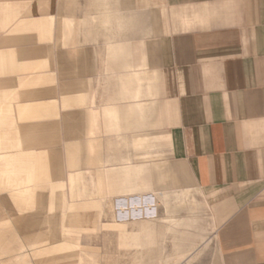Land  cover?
Listing matches in <instances>:
<instances>
[{"label": "crops", "instance_id": "1", "mask_svg": "<svg viewBox=\"0 0 264 264\" xmlns=\"http://www.w3.org/2000/svg\"><path fill=\"white\" fill-rule=\"evenodd\" d=\"M79 181L163 201L101 222L123 246L181 260L210 229L220 264H264V0H0V222ZM23 237L0 226V264H37Z\"/></svg>", "mask_w": 264, "mask_h": 264}, {"label": "rangeland", "instance_id": "2", "mask_svg": "<svg viewBox=\"0 0 264 264\" xmlns=\"http://www.w3.org/2000/svg\"><path fill=\"white\" fill-rule=\"evenodd\" d=\"M86 185L84 181H79L74 189L64 188L57 197L50 199L49 196L48 205L15 207L17 211L19 210L18 212L7 207L8 215L11 217H5L8 221L0 222V226L22 233L24 241L34 252L31 258L28 257L29 255L26 256L28 262L30 259L37 264L58 262L65 260L70 254L79 253L83 256V264H220L214 231L210 229L207 233V241L198 240L197 244L189 247V251L181 260L175 258L177 247L172 237L164 241L165 258L162 260H158L156 249L121 245L119 232L116 229L102 228L101 222L113 220L115 217L130 220L131 217L163 216L165 215L163 201L152 190H147L142 195H111V197H99L98 195L94 198L86 195L87 190L84 188ZM181 189H169V192L173 193ZM194 193L198 200L203 199L198 191ZM92 198L99 203L96 207H79L83 201H89ZM2 210L0 206V211ZM4 213H6L5 209L2 213L0 212V214ZM187 214L186 211L176 213L178 216ZM198 215L207 218L212 216L208 206ZM69 220H79L80 225L84 227L81 229L79 240L75 234H69L63 230L62 224L64 222L66 224ZM158 222L163 223L161 219ZM176 224L181 225L178 222ZM129 228L132 229L131 226ZM39 239L40 242H34ZM62 240L70 243L78 242L79 245L76 248L68 247V249L60 250L59 245Z\"/></svg>", "mask_w": 264, "mask_h": 264}]
</instances>
